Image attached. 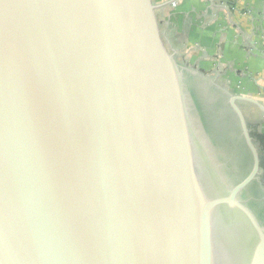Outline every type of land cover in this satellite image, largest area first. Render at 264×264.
<instances>
[{"label": "water", "instance_id": "1", "mask_svg": "<svg viewBox=\"0 0 264 264\" xmlns=\"http://www.w3.org/2000/svg\"><path fill=\"white\" fill-rule=\"evenodd\" d=\"M152 0H0V264H264L240 107L176 61ZM186 77L218 90L252 154L228 182Z\"/></svg>", "mask_w": 264, "mask_h": 264}, {"label": "crops", "instance_id": "2", "mask_svg": "<svg viewBox=\"0 0 264 264\" xmlns=\"http://www.w3.org/2000/svg\"><path fill=\"white\" fill-rule=\"evenodd\" d=\"M152 1L161 38L177 62L228 90L226 76L233 84L240 80L246 95L264 105V0Z\"/></svg>", "mask_w": 264, "mask_h": 264}, {"label": "flooded vegetation", "instance_id": "3", "mask_svg": "<svg viewBox=\"0 0 264 264\" xmlns=\"http://www.w3.org/2000/svg\"><path fill=\"white\" fill-rule=\"evenodd\" d=\"M193 120L201 140L216 161L224 178L235 184L242 180L252 166V154L245 142L236 115L227 97L218 90L203 85L197 79L186 77L184 82ZM247 120V118H246ZM250 135L259 149L261 171L243 191L242 197L259 219H264V145L256 134H262L248 121Z\"/></svg>", "mask_w": 264, "mask_h": 264}, {"label": "rangeland", "instance_id": "4", "mask_svg": "<svg viewBox=\"0 0 264 264\" xmlns=\"http://www.w3.org/2000/svg\"><path fill=\"white\" fill-rule=\"evenodd\" d=\"M228 82V85L230 86L229 90L234 93V94H241L245 96H251V95H246L244 91L243 86L241 87V81L237 80L235 84L230 81V79L226 76L225 79H223V82ZM232 86V88H231ZM236 86H238L237 89ZM240 86V87H239ZM254 96V95H253ZM253 98V97H252ZM255 99V98H254ZM240 107L247 118V121L253 126L257 127L258 130L264 135V111L259 110L256 106L248 104V103H241Z\"/></svg>", "mask_w": 264, "mask_h": 264}, {"label": "trees", "instance_id": "5", "mask_svg": "<svg viewBox=\"0 0 264 264\" xmlns=\"http://www.w3.org/2000/svg\"><path fill=\"white\" fill-rule=\"evenodd\" d=\"M258 137H260V139H261V141H262V143H263V145H264V135L263 134H256ZM262 166H263V168H264V157H262Z\"/></svg>", "mask_w": 264, "mask_h": 264}, {"label": "built area", "instance_id": "6", "mask_svg": "<svg viewBox=\"0 0 264 264\" xmlns=\"http://www.w3.org/2000/svg\"><path fill=\"white\" fill-rule=\"evenodd\" d=\"M172 5H175V3L173 2Z\"/></svg>", "mask_w": 264, "mask_h": 264}]
</instances>
